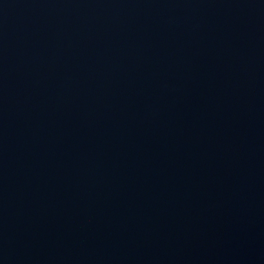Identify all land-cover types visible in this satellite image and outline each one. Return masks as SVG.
<instances>
[{"label": "water", "instance_id": "95a60500", "mask_svg": "<svg viewBox=\"0 0 264 264\" xmlns=\"http://www.w3.org/2000/svg\"><path fill=\"white\" fill-rule=\"evenodd\" d=\"M0 264H264V0H0Z\"/></svg>", "mask_w": 264, "mask_h": 264}]
</instances>
